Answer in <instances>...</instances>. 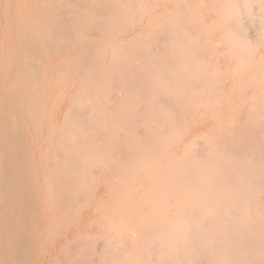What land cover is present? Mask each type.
<instances>
[{"label": "bare ground", "instance_id": "obj_1", "mask_svg": "<svg viewBox=\"0 0 264 264\" xmlns=\"http://www.w3.org/2000/svg\"><path fill=\"white\" fill-rule=\"evenodd\" d=\"M34 1H36V0H34ZM47 1L53 2L54 0H47ZM63 1L66 4H70V3L73 4L72 2H75L76 0H63ZM82 1H84V0H82ZM102 1L103 2L101 4H95V5L89 4V5H85V6H83L84 3H82L83 4L82 5L79 2L81 4V7H80L78 2H75V3H78L77 5H79V7L77 6L78 8L75 10L66 9L65 10L66 13H62L60 11H59L60 13H57L55 10H54L55 12H53V10L48 11L46 9L47 11L45 10L46 11L45 12L43 10L34 9L33 15H35L36 19L35 20L33 19V21L29 25H27V26H20L19 25L18 27H13V28H10L7 30L8 34L13 38L14 45H15V48H12L14 58L12 59L10 67L5 70L7 76H8V74H11V72L14 73L16 76V80H17L15 83L10 84L12 81L9 83L10 85H12V89L10 88V95H9L12 97L11 98L12 100L14 99V96L16 94H18V89L21 91V88H22L28 94H30L32 92H37L38 90H41V84H42V80H43V76H42L43 72L42 71L46 70V69L50 70V68L52 70L64 73V75H63L64 79H65V76L76 78V80H78V84L81 86V89H80L81 94L80 95H86V102H84V103L76 102L75 106H73L75 108L72 111L69 110L70 112L68 113L67 121H65V118H64V121L66 122L65 124L69 123V120H70V122L73 121V123L79 122L81 124V128L78 131L81 130V132H85V134H81V132H79L80 133L79 134L77 131L72 130L73 127L71 128V126H70V128L66 127L68 129V130L66 129L67 135L65 137L62 136L64 138V140H63L64 146H62V147L64 148L66 146L65 147L66 151L65 150L64 151L67 154L66 157L68 159V162H67L66 166H63L62 168H61L62 165L60 166V171L58 172L59 174L56 175V177L54 178V181L58 187L60 186L61 191L59 193L62 194L61 196L63 198L60 199L58 204L63 208L69 204V202H68L69 200H71V202L73 200V199H69L70 194L72 195L71 187L69 188V183H70V186L72 183H71V181L69 183H67L68 181H66V183H65V179H66V177H67V179L69 178L71 180L77 179L76 173H78L80 171V168L82 166V157L87 154L86 145L88 143L98 144V147L95 148L96 150L94 149L93 153H90L92 155H88V158L86 161L87 163L83 168L85 170H88V173L90 172V173H93V175H95L96 173H95V171H93L95 169L92 166V164L94 162L93 156L95 154L102 153L103 151H107L108 147L112 144V143L109 144L106 141L105 126L108 127V126H110L109 123H113V125H115L117 129H121V130L125 129L126 131L128 130L132 133V135H134L135 140H136V149L129 148L130 149V151H129L128 148H125L123 145L117 144L116 145L117 146L116 151L114 153V158H115L116 162H118L122 166H125L127 171H129V172L134 171L137 168H139L141 166V164L145 165L144 164L145 156L147 154L155 153L156 155L159 156L162 154L163 147H165L164 143H162V142L161 143H155V144L151 143V141H150L152 139L151 131H149L148 129H145L146 127L138 129L139 128L138 126L141 124V122H145L147 124L157 123V125L159 124L160 126H164V125L168 124V125L175 127L177 122L179 121L178 117L186 109V107H188V105L187 106L185 105L186 102H184L185 104H183V101H182V103L174 104L173 103L174 99L179 100V99H181L183 97H187V96L192 97V96H189L188 93L187 94L184 93V90H186L188 87L189 88L192 87L193 89L194 88L200 89V87H202V85L204 86V84H203L204 82L210 81L207 78V76L205 77L204 72H202L203 74L201 73V71H205V70H201L199 72V73H201V75L196 76L195 78L193 76L187 77L189 73H186L185 68L188 65H190L192 67L198 65L199 60L203 59V57H207V52L211 51V49L209 46L210 43L207 42L205 40V38H202V35L200 37L198 36L199 38L193 37L196 39H190V37L186 38V37H183L181 35L184 33L183 32L184 30L182 31V26L183 25L184 26L189 25V24L183 23L184 19H185L184 18V10H186V8L184 9V7H182V6L186 7V4H183L182 6L178 5L176 8V11H175V13H177V15H179V18L180 19L182 18V21H181L182 23L179 22L180 23L179 29L172 28V24L170 23L171 20L169 18H167V19L164 18L162 25L159 23V26H158V27L162 26L161 29H159V30L156 29L153 38L143 40L142 39L143 35L138 37V39L140 38L141 40L139 39L137 41L141 42L142 44L136 45V43H135V46L133 45L132 47L129 46L131 44V42L128 46L123 45L125 42L122 44L113 45L111 64L109 66V69H107V71H108L107 76H105V78L109 81L108 82L109 85H108V87H102L101 86V88L95 89L94 88V81H93V74H94V71H97V70H94V68L96 67L95 65H98V64L100 65V63L96 64L98 61L97 59H99L101 57L105 58L106 53H104L103 55H100V56H94V55H92V52L89 51L90 48L88 50L87 47L84 45L85 44L84 42L82 45H79L76 41H75L76 43L74 42L75 44H73V41H72V43L69 42L70 44H68L66 46H64V44L66 42L63 44H62V41H61V44H57V42L59 41L58 39H62V37L64 35L68 36V33L70 34V31H74L76 34L82 36L83 38L89 33L87 30H85L87 28L83 29L84 26L82 27L79 24V22L82 21V20H79L78 17H76L79 12L80 13L85 12V13L89 14V16L94 15L97 18H99V20L97 22L91 23L90 25L88 24V27H89L88 30L90 32H93V33L97 32L96 34L91 33L92 35L96 36L97 34L100 35V33H102V34H105V36L109 37V36H111L112 29H111V27H109V25H107L108 23L103 22L104 19L107 20V19L111 18V19H115L117 21L118 20L119 21H125L124 19H126V17L129 14H132L134 11H136L138 9V4H137L136 0H102ZM173 1H178V0H173ZM212 1H214V0H212ZM228 1L231 2V5H229V6H228L229 3L226 5V2L224 4H222L223 1H221V4L219 2H216V4L218 3L217 6H214L212 4V2L211 3L209 2L210 6L209 5H207V6L208 7L213 6L217 10L222 12L221 13L222 14V18H221L222 21L220 22L222 24H221V26L219 24L218 27H220V28L222 27L225 31V35H224L225 36V39H224L225 42L234 44L235 43L234 40L236 37H238L237 39H239V37L245 38V39L247 38V36L249 34L248 31L250 30L249 28H251V27L248 28V26L246 25L248 22L244 23L243 18H244V16L246 18H254V16L256 17L257 14L255 15V13L253 12V10H256V9H254L252 7L249 8V4H253V3L257 2V5H258V2L260 3V0H228ZM58 2H60V1H58ZM144 2H145V0H144ZM261 2H262V0H261ZM13 3H14V1H13ZM57 4H59V3H57ZM61 4H64V3L62 2ZM53 5H54V3H53ZM33 6H34V4H33ZM233 6H234V8H233ZM40 8H42V7H40ZM202 8H204V7H202ZM209 9H211V8H209ZM257 9H260V7ZM262 9H263V7H262ZM28 10L31 11V9H28ZM143 10H145V7L143 8ZM259 11H258V13H259ZM141 13H142V11H141ZM68 14H71L72 16L69 17ZM260 14H261V12L257 16H259ZM17 15H18V13H17ZM235 15L236 16L238 15V16L234 17ZM89 16H87V17H89ZM240 16H241V18H240ZM217 20L215 22H217ZM257 21H256V23H257ZM2 22H3V20L0 23H2ZM192 22H194V21H192ZM197 22H198V20H197ZM259 22H261L260 19H259ZM83 23H81V25H83ZM88 23H89V21H88ZM195 25H197V23L190 25V27L192 28V30L194 29L195 31H197L196 30L197 28L195 29V27H196ZM249 25L251 26V24H249ZM260 25L261 24L259 23V26ZM176 26H178V24H176ZM258 28L259 27L255 28V29L258 30ZM113 29L115 30L114 26H113ZM202 29H200V30H202ZM3 30H5V26H4ZM30 30H34L38 34H41V36L40 35L39 36L42 38H43L42 35L45 36V34L46 35L48 34V36L51 37L50 41L52 42V44H55L54 47H56L58 49V52H60V53L66 52L69 55L72 54L73 57L77 59L76 62L74 61L73 66L72 65L71 66L70 65H64V64H55L53 66H50L48 62L45 63V65H44L46 56L42 57V55L39 56V54L41 53V51H44L42 49L47 48V45L45 46L44 44L40 43L42 47L38 46L37 45L38 43L36 41H34V38H32L30 36V33H29ZM258 31H260V30H258ZM99 35H97V36H99ZM179 35H181L180 36L181 40L176 39V40L180 41V42L178 41V43H180L179 45H173V46L168 45L170 37H178ZM253 35L254 34H252L251 36H253ZM2 36H3V34H2ZM185 36H186V34H185ZM204 36H206V35H204ZM254 36H256V35H254ZM46 38L47 37L45 36L44 39H46ZM1 39L2 38H0V41H1ZM3 39H4V37H3ZM249 39L250 38H248V40ZM56 40H57V42H56ZM103 40L104 39H102V41ZM5 41H6V39H5ZM37 41H38V39H37ZM98 41H101V40H98ZM38 42H41V41H38ZM43 42H45V40ZM85 42H86V40H85ZM7 43H8V41H7ZM46 44H48V43H46ZM232 44H231V46H233ZM250 44H251V42H250ZM0 45H1V43H0ZM235 45H236V43H235ZM236 46H238V44ZM48 47H49V45H48ZM98 47H99V44H98ZM234 49H236V47ZM246 49L248 50V47ZM0 50H1V48H0ZM184 50L188 51L189 54L183 55L182 53ZM243 50L241 49V50H236L233 52V49H232L231 53H233L232 55H237L239 58V56H241V55L243 56L245 54V52H243ZM244 51H246V50H244ZM248 53H250V52H248ZM248 53H247V56H248ZM3 54H5V53H3ZM35 54H37L39 57L38 58L35 57ZM57 56H59V55H50V57H57ZM244 57H246V56H244ZM249 58H250V56L248 58H245V60L246 59L248 60ZM103 60H100V61H103ZM241 60H243V57L241 58ZM62 61H65V60H62ZM105 61H107V60H105ZM71 62H73V61H71ZM8 64H9V62H8ZM242 64H243L242 65L243 68H246V64L245 65H244V63H242ZM99 67H102V66H99ZM198 69H201V68L198 66ZM252 69H254V67ZM241 70H242V68H241ZM247 70H249V69L247 68ZM50 72H51V70H50ZM0 73H2V72H0ZM45 74H47V73H45ZM95 75H96V73H95ZM220 75L221 74L219 73V76ZM102 78H101V80H102ZM60 79H62V78H60ZM95 79H96V77H95ZM210 79H212V78H210ZM1 82H2V80H1ZM5 82H6V80H5ZM63 83H64V81H63ZM58 87L60 88V85ZM5 88H6V84L3 85L2 89L0 90V254L2 257H3V255L5 256L4 257L5 260L4 261L2 260L3 262L1 261V259H3V258L0 259V262H1L0 264H22L23 263L22 261L26 259L27 253L30 254V252H28V251L32 246V240L30 239V236H28V233L30 232V230L32 232V226L34 224L42 221L43 218L40 214L37 215V212L34 213V209H31L29 207L31 204L28 205V202L26 200L27 198L25 197V192H26L25 187L19 188L20 185L16 186V181L19 180L18 178L21 175V173L18 174V172L20 171L19 167H20V164H22L23 159L21 160V163H19L20 162V160H19L20 156L18 154V150H16V148L18 149V147L16 145L15 146L13 145L15 143H13L9 139L10 135H8V134L10 133L9 132L10 129H11V131L12 130L15 131L16 128L19 127L17 125L18 124V114L15 111L11 110L14 103L12 104L11 102H9V105L11 106V108H9L7 106L6 101H5L6 99L3 100L5 97V94H4ZM112 88L115 90L119 89V88H122L123 90H134V89L137 90L138 97H137V99L133 100L132 107H131L132 110L130 112L123 114L120 111L119 106L121 104V102H120L121 100L118 99L119 97L117 98L115 95H113L111 93ZM18 95L22 96L21 94H18ZM36 95H37V93H36ZM80 95L78 97H80ZM19 96H16V97H19ZM195 96H197V95H195ZM19 98L21 99L22 97H19ZM70 98H71V96H70ZM39 99H41L40 96H39ZM22 100L25 102L27 101V100H24L23 98H22ZM28 100H31V99H28ZM97 101H99V102L103 101V102L107 103L104 105V106H106V108L102 109L103 114L99 113V114H101V117L94 115V113L100 111L102 108L101 105H99L97 103ZM30 103L31 102L29 101V104ZM188 103H190V102H188ZM29 104H27V105H29ZM32 105L34 106V104H32ZM192 105L193 104L190 103V107ZM194 105H196V104L194 103ZM206 105H207V103H206ZM249 105H251V104H249ZM68 106H69V104H68ZM208 106H210V105H208ZM15 107H16V105H15ZM22 107H23V105H22ZM41 107H42V105H41ZM25 110H29V109H25ZM31 110L34 111L33 109H31ZM16 111L19 112V109ZM23 112H26V111H23ZM37 112L38 111H36V113ZM41 113H44V112H41ZM260 113L262 114V112H260ZM254 114H256V113L253 112V115ZM27 115H30V113ZM259 116H260V114H259ZM20 117H21V115H20ZM25 117H26V115H25ZM23 118H24V116H23ZM31 119H30V121H31ZM22 120H25V119H22ZM37 120H39V118H37ZM255 120H257V119L255 118ZM19 121H20V119H19ZM236 121L238 122V120H236ZM25 122H27V121L25 120ZM86 122H87V125L91 124L93 122H99L101 124L102 131L99 129H98L99 131L96 129L98 131V133H94L93 131H95V130H93V129H92L93 131L90 129L92 132L89 131L88 128L86 127ZM73 123H71V124H73ZM232 123H234V122H232ZM71 124H69V125H71ZM36 125L38 126L40 124L37 123ZM69 125H68V127H69ZM263 125H264V122H263V124H260L257 126L255 125V127L252 128L253 130L256 131V133L258 135V136L256 135L257 136V142L255 143V145L252 149L248 148L244 145L242 146V145H240L239 142H237L238 140H242V141L246 140V138L249 136L247 134L248 133L247 128H246V130H245V128L240 129L239 132H237V134L235 132L230 133V135H229V133L227 135L225 134L223 137L225 138L224 140H226L227 143L219 140V142L217 141V144H214L213 146H205V145L202 146L201 145L202 143L199 144L200 148L198 147V149L193 150V156H194L193 158H188L189 157V155H188V157H186L188 159H186V160H183V159H185L183 157H182L183 159L181 158V159H179V161L177 160V162H176L177 164H176L175 168L173 167L174 165L172 166V168H174V173L171 176L169 174L168 177L164 176V179L167 181L166 182L167 189L165 190V192L168 195V197H169V195H174V194H180L181 195L182 194V192H180L181 190L176 189V188L174 189L173 181H175V180L178 181L177 187L183 186V187L187 188V190H188L187 193L189 194V196L182 197L180 199V205L179 206H176V207L168 206L167 203L169 202V198L167 197L166 199H164L162 201L163 202V208H164V211H168V213L166 212L167 213L166 215H162L159 218L161 221L155 222V225L153 224L154 225L153 227L147 228L146 231L140 232L141 234L138 233L139 236H135V234H137L136 232L141 231V229L143 228L140 225L142 223L137 224V222H134L135 218L132 219V217L131 218L128 217V219L133 220V222H134L133 224L136 223L135 225L137 226L136 227V226L129 224L130 221L128 223L125 221V223H127L128 228H129L128 225H131L134 228H138L139 226L141 227V228L139 227L140 230L137 229L138 231H135L134 233L132 232L133 228H130L131 230L129 229L131 231V234L129 235L130 240H131V245L130 246L128 245L129 247L123 246L122 248H120V247L119 248L118 247L117 248L116 247L110 248V247H105V246H102V247L98 246L99 249H97V251H95L93 253L85 252V253L77 255L75 257V261H72V263H70V264H264V204L256 205L255 199L252 198V196L255 194L254 191H258L259 189H264V137L262 139L261 135H259L263 132V130H262ZM23 126H24V123H23ZM97 128H99V127H97ZM50 130H51V128H50ZM82 130H84V131H82ZM232 130H233V128H232ZM17 131H19V130L17 129ZM21 131H23V129H21ZM66 131L64 130V132H66ZM111 131H112V129H111ZM27 132H29V130ZM51 132H52V130H51ZM136 132H137V134H136ZM12 133H13V131H12ZM74 133L76 135L78 133V136L81 135V137L84 135V141L80 140L81 142H79L82 144H80V145L76 144L77 141H75V144L78 145L77 147L72 146V144L70 143L71 137L73 135H75ZM157 135H158V133H157ZM107 136H108V134H107ZM11 137L13 138V140H15V136L14 137L11 136ZM32 137H30V138H32ZM79 137H77V139ZM123 137L124 136H122L121 138H123ZM24 138L25 137H23V139ZM124 138H127V137H124ZM124 138H123V140H124ZM16 139H18V138L16 137ZM79 139H81V138H79ZM229 139H230V141H229ZM212 140L214 141L213 137H212ZM26 141L27 140H25V143H26ZM61 141H59V142H61ZM53 142L54 141H52L51 143H53ZM119 143H120V140H119ZM224 143L226 144V147L224 146ZM18 144H20V143L18 142ZM196 144H198V142H196ZM57 147H59V145ZM55 150H57V149H55ZM191 151L189 153H191ZM16 153L18 155V158H15V157H17L15 155ZM30 153H32V152H30ZM55 153L59 154L56 151H55ZM11 154H12V158H11ZM63 155H64V153H63ZM23 157H25V155H23ZM214 157H216L215 160L213 159ZM30 158H31V156H30ZM17 159L19 161L18 162L19 164L16 163ZM26 159H27V157H26ZM14 160H15V163L19 165L18 166L19 171L17 172V169L14 170L15 173L17 172V174L19 176L17 175L18 178L13 179V177L11 175L12 179H10V175L8 173L9 172L8 163L11 161H14ZM30 160H32V158ZM49 161L51 162L50 159H49ZM50 162H49V164H50ZM54 162H55V160H54ZM198 162L202 164V167L199 168V171H197L196 170L197 168L195 166H193L195 163H198ZM15 163H14V165H15ZM11 164H13V163H11ZM16 167L17 166H15V168ZM49 167L51 168V165ZM107 167H108V165H107ZM5 168L7 170H5ZM32 169H31V171H32ZM111 169L116 173L117 178H119L120 177V174H119L120 167H118V165H117V166L112 167ZM24 170H25V167H24ZM29 170H30V167H29ZM188 170L192 171L193 174L189 175V176L184 175L185 173L183 171H188ZM182 172L184 174H182ZM97 173H98V171H97ZM27 174H29V173H27ZM34 174L36 175V173H34ZM34 174H33V176H35ZM162 174H164V173H162ZM8 175H9V177H8ZM23 175H25V173ZM33 176H32V178H33ZM26 179H25V181H26ZM209 180L213 181V183H212L213 189L206 191L205 187H208L211 185V183L208 182ZM32 181H33V179H32ZM17 184H18V182H17ZM37 184L38 183H36V185ZM155 185H158V184H155ZM74 186H76V184ZM155 188L159 189L158 187H155ZM26 194H28V193H26ZM35 194H34V196H35ZM205 194L213 195V199H208V201H210V204H212V205H209V206L202 205V201L200 202L202 206L200 205V203H199L200 199L199 198ZM78 195H80V194H78ZM256 195H257V193H256ZM31 196H32V194H31ZM193 196H195V197H193ZM197 196H200V197L197 198ZM82 199H83V197H82ZM37 200H39V199H37ZM55 201H56V199H55ZM175 202H176V200H175ZM26 203H27V205H26ZM37 203H39V202H37ZM55 203H57V202H55ZM188 203H193V204L199 203V204L192 205V204H188ZM204 204H206V203H204ZM32 205H35V204H32ZM71 205H72V203H71ZM5 210H9V211H7V213L4 214L3 212ZM183 210L188 212V214L185 216H181V215L178 216L179 214L178 215L174 214V212H177V211L180 212ZM26 211L28 213L27 215H26ZM246 212L249 213V215H247ZM64 213H65V211H64ZM55 214H56V212H55ZM61 214H63V213H61ZM130 214H133V212ZM130 214H129V216H130ZM121 217H122V214L120 216H118V219L120 218L119 219L120 225H121V222L123 221V218L121 219ZM16 218L19 219V221H17ZM151 218H152V216H151ZM61 219L62 218H60V220ZM164 219H167V220L164 221ZM137 221H139V220H137ZM80 231H82V230H80ZM121 232L122 231H120V233ZM123 235L124 234L122 232V236ZM33 237L35 239L34 235H33ZM105 237H106V235H105ZM36 240H37V238H36ZM73 240H72V243H73ZM75 241L76 240H74V242ZM108 241H109V239H108ZM85 242H87V241H85ZM124 242H126V241H124ZM72 243L68 244V245H72ZM125 244L127 245V243H125ZM35 245H36V243H35ZM35 245L33 244V246H35ZM74 245L75 244H73L71 247L75 248L76 246H74ZM99 245H100V243H99ZM69 248H66V250H68ZM129 250H131V253H128ZM78 252L79 251H77L76 253H78ZM53 253H51V254H53ZM68 253L71 254L72 252L70 253V251H69ZM61 256H64V253ZM58 257H59V255H58Z\"/></svg>", "mask_w": 264, "mask_h": 264}, {"label": "rangeland", "instance_id": "obj_2", "mask_svg": "<svg viewBox=\"0 0 264 264\" xmlns=\"http://www.w3.org/2000/svg\"><path fill=\"white\" fill-rule=\"evenodd\" d=\"M13 1H14V3H13ZM58 1H60V2H58ZM98 1L97 0H88V1L87 0H84V1L76 0L75 2H78V3L80 2L81 4L84 3V5L82 4L83 6L89 5V4H91V5L101 4L103 2L102 0H98ZM136 1L138 4V9L136 11H134L132 14H129L126 17V19H124L125 21H119V20L117 21V20L111 19V18L107 19V20L104 19L103 22L108 23L107 25H109V27H111V29H112L111 36H109V37L105 36V34H102V33H100V35L97 34L99 36L92 35V34H96L97 32H94V33L90 32L88 30L89 29L88 24L90 25L91 23L97 22L99 20V18H97L94 15L89 16V14H87L85 12H81V13L79 12L78 15L76 16V17H78L79 20H82L79 22V24L82 27L84 26L83 29L87 28L85 30H87L89 33L83 38L82 36L76 34L74 31H70V34L68 33V36L64 35L62 37V39H58L59 40L58 42L56 40L57 44H61V41H62V44L66 42L64 44V46L72 43V41H73V44H75L77 42L79 45H82L84 42L85 43L84 45L87 47L88 50L90 48L89 51L92 52V55H94V56H100V55H103L104 53H106L105 58L101 57V58L97 59L98 61L96 64L100 63V65L99 64L95 65L96 67L94 68V70H97V71L93 70L94 71V74H93L94 88L99 89V88H101V86L102 87H108V85H109V83H108L109 81L105 78V76H107V72H108L107 69H109V66L111 64L113 45L122 44L125 42L123 45L128 46L131 42V44L129 46L132 47L133 45L135 46V43H136V45L142 44L141 42L137 41L140 39V38L138 39V37L143 35L142 36L143 40L153 38L156 29H158V30L161 29L162 26L161 27H158V26H159V23L162 25L164 18L165 19L169 18L171 20L170 23L172 24V28L179 29V25H180V23H182L181 22L182 18L180 19L179 15H177V13H175V11H176V8L178 5L182 6L183 4H186V7L182 6V7H184V9L186 8V10H184V18L185 19H184L183 23H186L189 25H187V26L183 25L184 27L182 26V31L184 30L183 32L184 33L186 32L185 33L186 36L184 33L181 35L183 37H186V38L190 37V39H196L202 35V38H205V40L210 43L209 46L211 49V51L207 52V57H203V59L199 60L198 65H196L194 67L188 65L185 68L186 73H189L187 77L193 76L195 78L196 76H200L201 73L204 72L205 77L207 76V78L210 81L211 80L212 81L211 82L209 81L210 83L207 81L204 82L203 83L204 86L202 85V87H200V89L199 88L193 89L192 87L191 88L188 87L186 90H184V93H186V94L188 93V95L192 96V97L187 96V97H183L179 100L174 99V101H173L174 104L182 103V101H183V104H185L184 102H186L185 105L186 106L188 105V107H186V109L178 117L179 121L177 122L175 127L168 125V124H166L164 126H160L159 124L157 125V123L147 124L145 122H141V124L138 126L139 127L138 129L146 127L145 129H148L149 131H151V133H152V139L150 140L151 143L155 144V143H161L162 142V143H164L165 147H163L162 154L159 156L156 155L155 153L147 154L145 156V162H144L145 165L141 164V166L134 171H130V172L127 171L125 166H122L121 164L116 162L115 158H114V153L116 151V147H117L116 145L117 144L123 145L125 148H128L129 151H130L129 148L136 149V140H135L134 135H132V133L128 130L126 131L124 129L125 130L124 131L121 129H117L116 126L113 125V123H109L110 126H108V127L105 126L106 141L109 144L112 143L109 146L110 148L108 147L107 151H103L102 153H98V154H95L93 156L94 162H93L92 166L95 169L93 171H95V173H96L95 175H93V173H90V172L88 173V170H85L83 168L87 163L86 161H87L88 155H92L90 153H93L94 149L96 147H98V144L88 143L86 145L87 154L82 157V166L80 168V171L78 173H76L77 179L71 180L69 178L67 179V177L65 179V183H66V181H68L67 183H69L71 181L72 184L70 186V183H69V188L71 187V193H72V195L73 194L74 195L72 196L70 194L69 199H73V200H72V202H71V200H69L68 201L69 204L63 208L58 204L60 199L63 198L61 196L62 194L59 193L61 191L60 186L58 187L54 181V178L56 177V175L59 174L58 172L60 171V166L62 165L61 166V168H62L63 166H66L67 162H68V159L66 157L67 154L65 152L66 146L64 148L62 147V146H64V141H63L64 138L63 137H65L67 135L66 129L70 128V126H71V128L73 127L72 130L77 131L78 133L81 132V130L78 131L81 128V124L79 122L73 123V121L70 122V120H69V123L65 124L66 123L65 121H67L68 113L75 108L73 106H75L76 102H80V103L86 102V95H80L81 94V91H80L81 86L78 84V80H76V78L65 76V79H64V77H63L64 73L52 70L50 68L51 72L48 69L42 71L43 72V74H42L43 80H42V84H41V90H38L37 92H32V93L28 94L20 87L21 91L18 89V94H21L22 96H19L18 94H16L14 96V99L12 100L11 99L12 97L9 96L10 95V88L12 89V85H10V84L15 83L17 80H16V76L14 73L11 72V74H8V76H7L5 70L10 67L12 59L14 58L12 48H15V45H14L13 38L8 34L7 30L10 28H13V27H18L19 25L20 26L29 25L33 21V19L34 20L36 19L35 15H33L34 9H39V10H43V11H45L47 9L48 11H50V10H53V12L56 11L57 13H60V12L66 13V11H65L66 9L75 10L79 7V5L81 7V4L79 3V5H77L78 3H75V2H72L73 4H71V3L66 4L63 0H54L53 2L52 1L48 2L47 0H36V1H34V0H24V1L23 0H0V7H1L0 8V15H1L0 16V22L3 20V22L0 23V33H1L0 38H2L1 39L2 42L0 41V43H1V45H0L1 46L0 47L1 48V50H0V72H2V73H0V75H1L0 76V78H1L0 79V90L2 89L3 85L6 84L7 89L5 88V91H4L6 98L4 97L3 100L6 99L5 101H6L7 106L9 108H11V106L9 105V102H11L12 104L14 103L11 110L15 111L18 114V124L17 125L19 127L16 128L15 131L12 130L13 133L10 129V131H9L10 133L8 132L9 133L8 135H10L9 139L13 143H15V144H13V143L12 144L14 146L16 145L18 147V149L16 148V150H18L19 156L20 157L22 156L21 158L19 157L20 162L17 159L16 163H18V162L21 163V160L23 159L22 164H20V167H19L20 171L18 168L19 163L16 164L15 160L9 162L8 163L9 168L8 167L7 168L9 169L8 173L10 175V179H12L11 175H12L13 179H16L19 176L18 174L21 173L20 177L21 176L22 177L18 178L19 180L16 181V186L20 185L19 188L25 187V190H26L25 197L27 198L26 200L28 202V205L31 204L29 207L31 209H34V213L37 212V215L40 214L43 218L42 221H40L39 223H36L32 226V232H31V230H30V232L28 231L29 232L28 236H30V239L32 240V246L28 251V252H30V254L27 253L26 259L22 261L23 263L21 262L22 264H33V263L34 264H70V263H72V261H75V257L77 255L85 253V252L93 253V252L97 251V249H99L100 246L101 247L105 246V247H110V248H115V247L116 248L117 247L122 248L123 246H125V247L128 245L130 246L131 245V240L129 237V235L131 234L130 228H133L132 232L134 233L135 231H138L137 229H139V227H140L139 225H138L139 226L138 228L132 227L131 225L136 226L135 225L136 223L133 224L134 222H137V224L142 223L140 225H141V227H143L142 228L143 230L141 229V231L136 232L138 234L142 231H146L147 228L153 227L155 225V222L161 221L159 218L162 215H166L168 213V211H164L163 202H162L164 199H166L168 197V195L165 192V190L167 189V185H166L167 181L164 179V176L168 177L169 174L171 176L174 173V168L177 164L176 163L177 160L179 161V159H181L182 157L185 158V159L182 158L183 160H186L188 158H193L194 157L193 156V150L198 149L199 144H201V143H202L201 144L202 146L203 145L213 146L214 144H217V141L219 142V140L227 143V141L224 140L225 138L223 137L225 134L227 135L229 133V135H230V133H234V132L237 134V132H239V130L243 129V128H245V130L247 128V130H248L247 134L249 136L246 138V140H243V141L238 140L237 142H239L240 145H242V146L244 145V146L251 148V149L254 147L255 143L257 142V136L258 135H257L256 131L253 130L252 128H254L255 125L257 126V125L263 124V122H264L263 121L264 120L263 119L264 118V113H263L264 112V82H263L264 81V68H263L264 67V38H263L264 37V4H263L264 0H262V2L260 0V3L258 2V5H257V2H255L253 4H249V8L252 7L254 9H256V10H253L255 15L256 14L258 15L260 12H261V14L259 16L256 15V17L254 16V18H246L244 16V18H243L244 23L248 22L246 25L248 26V28L249 27H251V28H249L250 29L248 31L249 34H248L246 39L240 38V37H239V39H237L238 37L235 38L234 41H235L236 45L238 44V46H236L235 43L234 44L227 43L224 40L225 39V36H224L225 31L222 27L221 28L218 27L219 24H220V26L222 24V23H220L222 21L221 20V18H222L221 13L222 12L217 10L213 6L212 7L207 6V5H209V2L210 3L212 2V4L214 6H217L218 3L216 4V2H219L221 4V1H223L222 4H224L226 2V5H227L229 3L228 4V6H229V5H231V2H229L228 0H220V1L219 0H214V1H212V0H210V1L209 0H178V1H173V0H145V2H144V0H136ZM62 2L64 4H61ZM53 3H54V5H53ZM57 3H59L60 5ZM33 4H34V6H33ZM40 7H42V8H40ZM144 7H145V10H143ZM202 7H204V8H202ZM259 7L261 10L257 9ZM262 7H263V9H262ZM209 8H211V9H209ZM233 8H234V6H233ZM28 9H31V11ZM141 11H142V13H141ZM258 11H259V13H258ZM17 13H18V15H17ZM68 16L70 17L72 15L68 14ZM87 16H89V17H87ZM237 16L235 15L234 17H237ZM240 18H241V16H240ZM259 19L261 22L262 21L263 22L262 23L259 22ZM197 20H198V22H197ZM216 20H217V22H215ZM88 21H89V23H88ZM192 21H194V22H192ZM256 21H257V23H256ZM81 23H83V25H81ZM196 23H197V25H195L196 26L195 29L197 28L196 29L197 31H195L194 29L192 30V28L190 27V25L196 24ZM259 23L261 24L260 26H259ZM176 24H178V26H176ZM249 24H251V26ZM112 25L114 26L115 30L113 29ZM4 26H5V30H3ZM257 27H259L258 30H260L261 32L255 29ZM199 28L200 29L203 28L202 29L203 31L200 30ZM29 33H30V36L32 38H34V41H36L38 43L37 44L38 46H41L40 43L44 44L45 46L47 45V48L42 49L44 51H41V53L39 54V56L42 55V57L46 56L44 65H45V63L48 62L50 66H53L55 64H64V65H70V66L72 65L73 66L74 61L76 62L77 59L74 58L72 54L69 55L66 52H64V53L58 52V49L56 47H54L55 44H52V42L50 41L51 37L48 36V34L47 35L45 34V36L47 38L44 39L45 38L44 35H42L43 36V38H42V37H40L41 34H38L34 30H30ZM2 34H3V36H2ZM203 34L206 36H204ZM252 34H254L256 36H254V35L251 36ZM181 35H179L178 37H170L168 45H170V46L179 45L180 43H178V41L181 40V37H180ZM3 37H4V39H3ZM193 37H196V38H193ZM36 38L38 39V41H41V42H38ZM248 38H250L249 39L250 41L248 40ZM5 39H6V41H5ZM102 39H104V40L102 41ZM176 39H179V40H176ZM44 40H45V42H43ZM85 40H86V42H85ZM98 40H101V41H98ZM7 41H8V43H7ZM250 42H251V44H250ZM46 43H48V44H46ZM98 44H99V47H98ZM231 44L233 46H231ZM48 45H49V47H48ZM234 46L236 47V49H234L235 48ZM237 47L238 48L240 47V48L238 49ZM247 47H248V50L246 49ZM232 49H233V52L236 50H241V49L242 50L244 49L247 52L243 50V52H245L246 55L243 53L244 55L243 56L241 55L238 58L237 55H232L233 54V53H231ZM2 52L5 54H3ZM248 52H250V53H248ZM247 53H248V56H247ZM182 54L188 55L189 52L184 50ZM50 55H59V56L50 57ZM39 56L37 54H35V57L38 58ZM244 56H246V57H244ZM249 56H250V58L248 60L247 59L245 60V58H248ZM242 57H243V60H241ZM62 60H65V61H62ZM100 60H103V61H100ZM105 60H107V61H105ZM71 61H73V62H71ZM8 62H9V64H8ZM242 63H244V65L246 64V68H243ZM99 66H102V67H99ZM198 66L201 69H198ZM253 67H254V69H252ZM241 68H242V70H241ZM247 68L250 71L247 70ZM201 70H205V71H201ZM200 71H201V73H199ZM45 73H47V74H45ZM95 73H96V75H95ZM219 73L222 76L221 75L219 76ZM59 77L62 79H60ZM95 77H96V79H95ZM101 78H102V80H101ZM210 78H212V79H210ZM1 80H2V82H1ZM5 80H6V82H5ZM63 81H64V83H63ZM59 85H60V88L58 87ZM36 93H37V95H36ZM111 93L113 95H115L117 98L119 97L118 99L121 100L120 101L121 104L119 106V109L123 114L128 113L132 110L131 109L132 102L134 99H137V97H138V92L135 89L134 90H123L122 88H119V89L115 90L112 88ZM79 95H80V97H78ZM195 95H197V96H195ZM16 96L22 97L24 100H27V101L25 102L22 100V98L20 99L19 97H16ZM39 96L41 99H39ZM70 96H71V98H70ZM28 99H31L32 101L28 100ZM29 101L31 102L30 104H29ZM188 102H190L193 105L190 107V103H188ZM97 103L99 105H101L102 108L100 111L94 113V115L101 117V114H103L102 109L106 108V106H104V105L107 103L103 102V101L102 102L97 101ZM194 103L196 105H194ZM206 103H207V105H206ZM27 104H29V105H27ZM32 104H34L35 107ZM68 104H69V106H68ZM249 104H251V105H249ZM15 105H16V107H15ZM22 105H23V107H22ZM41 105H42V107H41ZM208 105H210V106H208ZM18 109H19V112L16 111ZM25 109H29V110H25ZM31 109H33L34 111H32ZM35 110L38 112L36 113ZM23 111H26V112H23ZM41 112H44L45 114L41 113ZM253 112L256 114L253 115ZM260 112H262V114ZM29 113L31 116L27 115ZM99 113H101V114H99ZM24 114L26 115V117ZM259 114H260V116H259ZM20 115L22 118L20 117ZM23 116H24V118H23ZM37 118H39V120H37ZM64 118H65V121H64ZM255 118L257 120H255ZM19 119H20V121H19ZM22 119H25L27 122H25V120H22ZM30 119H31V121H30ZM236 120H238V122ZM232 122H234V123H232ZM23 123H24L25 127L23 126ZM37 123L40 124L41 126L40 125L37 126L36 125ZM71 123H73V124H71ZM69 124H71V125H69ZM68 125H69V127H68ZM86 127L88 128L89 131H91L92 129L95 130V131L92 130L94 133H98L99 130L102 131V127H101V124L99 122H93V123L88 124V125L86 122ZM97 127H99V128H97ZM50 128H51L52 132H51ZM110 128L112 129V131ZM232 128H233V130H232ZM263 128H264V125H263ZM263 128H262L263 132L261 134H259V135H261L262 139L264 137V129ZM17 129L19 131H17ZM21 129H23V131H21ZM96 129L97 130L99 129V130L97 131ZM28 130H29V132H27ZM64 130L66 132H64ZM82 131H84V130H82ZM78 133H77V135L74 133L75 135H73L70 139V143L74 147L78 146L76 144H79V145L82 144V143H79V142H81L80 140L84 141V135L82 136L83 137L82 138L81 135H79L80 137L78 136ZM157 133H158V135H157ZM81 134H85V132H81ZM107 134H108V136H107ZM136 134H137V132H136ZM11 136H13V137L15 136L16 141L13 140V138ZM122 136L127 137V138L123 137L125 141L123 140V138H121ZM16 137L19 140L16 139ZM23 137H25V138L23 139ZM30 137H32V138H30ZM77 137H79L81 139H79V138L77 139ZM212 137H213L214 141L212 140ZM25 140H27L26 143L28 142L27 143L28 145L25 143ZM119 140H120V143H119ZM52 141H54V142L51 143ZM59 141H61V142H59ZM75 141H77L76 144H75ZM229 141H230V139H229ZM18 142L20 144H18ZM196 142H198V144H196ZM225 143H224V146L226 147ZM58 145L60 148L57 147ZM55 149H57V150H55ZM55 151L58 152L59 154L55 153ZM190 151H191V153H189ZM30 152H32V153H30ZM63 153H64V155H63ZM15 155L17 157H15V156L14 157L18 158L17 153ZM23 155H25V157H23ZM188 155H189V157H188ZM30 156H31L32 160H30L31 159ZM26 157H27V159H26ZM186 157H188V158H186ZM11 158H12V154H11ZM49 159L51 160V162L49 161ZM213 159L215 160L216 157H214ZM54 160L56 163L54 162ZM49 162H50V164H49ZM11 163H13V164H11ZM14 163H15V165H14ZM50 165H51V168L49 167ZM107 165H108V167H107ZM117 165H118V167H120V169H119L120 177L119 178H117L116 173L111 169L112 167L117 166ZM15 166H17V167L15 168ZM172 166L174 168H172ZM193 166H195L197 168L196 170L199 171V168L202 167V164L198 162V163H195ZM24 167H25V170H24ZM29 167H30V170H29ZM16 169H17V172L19 171L18 174H17V172L15 173V171H14ZM31 169L34 173H36L37 176L31 171ZM5 170H7V169L5 168ZM97 171H98V173H97ZM183 172H182V174L187 175V176L193 174V172L190 170L183 171ZM24 173H25V175H23ZM27 173H29V174H27ZM102 173L103 174L105 173V174L103 175ZM162 173H164V174H162ZM33 174L35 176H33ZM9 175H8V177H9ZM32 176H33V178H32ZM25 179H26V181H25ZM32 179H33V181H32ZM17 182H18V184H17ZM35 182L38 184L36 185ZM177 182H178L177 180L173 181L174 189L176 188V189L181 190L180 192H182V194L181 195L180 194L169 195V197H168L169 202L167 203L168 206H172V207L179 206L180 205V199L184 196H189V194L187 193L188 192L187 188L183 187V186L177 187V184H178ZM208 182H210L211 185L208 187H205L206 191L213 189V185H212L213 181L209 180ZM75 184H76V186H74ZM155 184H158L159 186L155 185ZM154 186L158 187L159 189H156ZM26 193H28V194H26ZM254 193L255 194L252 196V198L255 199L256 205L264 204V189H259L258 191H254ZM256 193H257V195H256ZM31 194H32V196H31ZM34 194H35V196H34ZM78 194H80V195H78ZM82 197H83V199H82ZM193 197H195V196H193ZM198 197H200V196H197V198ZM37 199H39V200H37ZM55 199H56V201H55ZM199 199H200L199 203L202 201V205L209 206L212 204H210V201H208V199H213V195L205 194V195H202ZM175 200H176V202H175ZM54 201L57 203H55ZM37 202H39V203H37ZM71 203H72V205H71ZM199 203H194V204L188 203V204L197 205ZM204 203H206V204H204ZM32 204H35V205H32ZM26 205H27V203H26ZM200 205H201V203H200ZM7 211H9V210H5L3 213L6 214ZM64 211H65V213H64ZM55 212H56V214H55ZM132 212H133V214H130ZM61 213H63V214H61ZM27 214L28 213L26 211V215ZM121 214H122L121 219L123 218V221L121 220L122 222L120 225V222H119L120 218L118 219V216H120ZM129 214H130V216H129ZM174 214L175 215L179 214L178 216H180V215L185 216L188 214V212L183 210L180 212L179 211L174 212ZM246 214L249 215V213H247V212H246ZM151 216H152V218H151ZM128 217H130V218L132 217V219L135 218L134 222H133V220H129ZM60 218H62V219L60 220ZM137 220H139V221H137ZM166 220L167 219H164V221H166ZM17 221H19V219H17ZM125 221L127 223L130 221L129 224H131V225H128L129 228L127 227V223H125ZM80 230H82V231H80ZM120 231L123 232V234H124L123 236H122V232L120 233ZM137 234H135V236H139V234L138 235ZM33 235L35 236V239H34ZM105 235H106V237H105ZM36 238H37V240H36ZM73 239L76 240L75 241L76 243L74 242ZM108 239H109V241H108ZM72 240H73V243H72ZM85 241H87V242L89 241V242L87 243ZM124 241H126V242H124ZM35 243H36V245H35ZM71 243H72V245L75 244L74 246H76V247L73 248V247H71L72 245H68ZM99 243H100V245H99ZM125 243H127V245ZM33 244L35 246H33ZM37 245L38 246L40 245V246L38 247ZM65 247L66 248L70 247L68 250L70 251V253L71 252L72 253L69 254L68 253L69 251L66 250ZM77 251H79V252L76 253ZM51 253H53V254H51ZM63 253H64V256H61V255H63ZM128 253H131V250H129ZM58 255H59V257H58ZM4 257H5L4 255L2 257L0 254V259L3 258V259H1V261L5 260Z\"/></svg>", "mask_w": 264, "mask_h": 264}]
</instances>
